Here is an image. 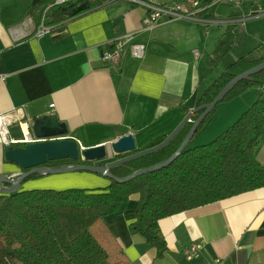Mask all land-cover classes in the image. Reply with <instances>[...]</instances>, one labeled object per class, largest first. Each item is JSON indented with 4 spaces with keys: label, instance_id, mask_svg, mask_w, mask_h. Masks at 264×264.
I'll return each instance as SVG.
<instances>
[{
    "label": "crops",
    "instance_id": "1",
    "mask_svg": "<svg viewBox=\"0 0 264 264\" xmlns=\"http://www.w3.org/2000/svg\"><path fill=\"white\" fill-rule=\"evenodd\" d=\"M41 1L0 0V115H14L17 121L8 127L4 138L9 140L21 138L10 136L15 124L19 129L25 122L30 126L35 117L51 113L83 147L131 132L136 147L144 149L152 139L178 126L194 108V99L228 64L249 52L255 56L253 50H230L226 61L209 63L224 29L242 32L241 18L254 16L243 14V0L232 2L235 10L222 17L211 7L227 1L211 5L206 13L203 8L195 10L200 16L209 14L217 19L216 26L223 27L212 34L214 25L188 17L145 29L144 7L133 0H103L38 33L39 12L28 10ZM231 14L238 16L231 18ZM257 16L264 17V10ZM133 44L143 45L142 57L131 55ZM260 44L261 53L255 57L264 55V39ZM116 47L120 50L117 62H105L103 54ZM260 92H264V79L225 101L219 115L215 109L190 142L198 145L218 135ZM4 143L0 137V175L13 176L21 170L4 160ZM254 157L264 165V134L254 147ZM114 159L117 156L108 161ZM108 182L105 176L78 171L26 178L18 189L38 185L56 190L97 189ZM136 199L137 195L130 196L118 212L105 216L132 264H215L216 259L222 264H264V186L161 218L158 223L167 249L160 258L143 236L129 229L135 220ZM191 244L201 248L189 260L183 248Z\"/></svg>",
    "mask_w": 264,
    "mask_h": 264
},
{
    "label": "trees",
    "instance_id": "2",
    "mask_svg": "<svg viewBox=\"0 0 264 264\" xmlns=\"http://www.w3.org/2000/svg\"><path fill=\"white\" fill-rule=\"evenodd\" d=\"M55 1L43 0L31 6L28 12L32 14L37 9V19L44 17L43 23L50 25L72 17L68 15L71 3L84 0ZM88 2L91 9L103 0ZM208 11L204 9L202 13ZM236 16L231 14V18ZM240 32L225 29L209 59L211 66L231 50L233 38ZM263 60L264 55L255 57L252 52L238 57L194 99V108L211 102L233 77ZM263 79L264 69L243 78L220 102L260 85ZM218 104L200 122L194 135L203 129ZM180 109L187 111L183 106ZM201 112L194 113L191 121L163 147L113 166L110 173L123 178L166 160ZM168 134L152 139L144 149L159 145ZM263 134L264 92H260L215 138L192 147L189 140L169 164L154 171L123 182L109 179L106 186L97 189H18L0 193V264H132L105 221V216L118 212L131 195H137V199L135 220L129 229L143 236L155 249L156 258H160L167 249L158 223L161 218L264 186V165L254 157V147ZM128 154L131 153L117 155V159ZM74 163L76 161L70 159H59L48 161L47 165ZM38 176L33 174L28 178Z\"/></svg>",
    "mask_w": 264,
    "mask_h": 264
},
{
    "label": "water",
    "instance_id": "3",
    "mask_svg": "<svg viewBox=\"0 0 264 264\" xmlns=\"http://www.w3.org/2000/svg\"><path fill=\"white\" fill-rule=\"evenodd\" d=\"M70 7L71 9L68 11V15L74 16L89 9L90 4L87 0H84L76 5L71 4ZM263 69L264 60L242 73L237 74L223 86L211 102L201 104L193 108L159 145L147 149L140 150L136 147L134 137L131 132L121 133L103 144L83 147L76 140L68 136L69 131L66 124L60 121L57 116L49 113L35 117L30 125V128L33 135L38 139L37 141L24 145H18L16 147H13L12 143H4L3 145L4 160L17 165L21 171L16 175H13L15 177L0 175V193L15 192L18 190L20 184L33 174L43 176L81 171L98 174L118 182H123L138 175L159 169L169 164L183 150L196 132L200 122L226 96V94L237 82ZM201 110L202 112L193 121L191 128L178 148L166 160L158 164L135 170L123 178L115 177L110 173L109 170L113 166L154 152L163 147L171 138H173V136L186 122L191 121V116L194 113ZM127 153L132 154L108 161L117 155ZM59 159H70L72 161H76V163L61 166L47 165L48 161ZM83 161L87 163H82ZM2 183L10 184L11 187L3 188L1 187Z\"/></svg>",
    "mask_w": 264,
    "mask_h": 264
},
{
    "label": "built area",
    "instance_id": "4",
    "mask_svg": "<svg viewBox=\"0 0 264 264\" xmlns=\"http://www.w3.org/2000/svg\"><path fill=\"white\" fill-rule=\"evenodd\" d=\"M66 0H57L56 3H61ZM138 2L144 7V16L142 18V24L145 29H152L156 25H158L161 21H171L180 17H188L198 22L209 25L211 23H218L217 19L213 17H204L197 14L195 10H197L200 6L204 9H209V7L215 3H221L223 1L227 2H235L236 0H173L168 3H156L148 0H133ZM201 8V9H202ZM190 10V11H189ZM199 10V9H198ZM244 18H241V22L244 24ZM222 22V21H220ZM219 22V23H220ZM48 26H45L41 23V26L38 28L37 32L42 33L48 30ZM131 55L134 57H142L143 55V45L142 44H133L130 47ZM194 53H197V49L194 50ZM120 50L118 47L107 51L103 54L102 59L105 62L115 63L119 59ZM11 114H3L0 115V137L5 143L12 144H27L38 139L33 135L30 126L25 122L26 130L22 128L21 130V138L20 139H7L4 138L8 134V127L11 125ZM199 244H191L183 248V254L185 258L192 259L199 254L200 250ZM215 264H222L218 259L215 260Z\"/></svg>",
    "mask_w": 264,
    "mask_h": 264
},
{
    "label": "rangeland",
    "instance_id": "5",
    "mask_svg": "<svg viewBox=\"0 0 264 264\" xmlns=\"http://www.w3.org/2000/svg\"><path fill=\"white\" fill-rule=\"evenodd\" d=\"M166 1H169V0H153V2H156V3H162V2H166ZM233 6H234V4L232 2H228V3L224 2V4H220V5L218 4V5L213 6L211 8L215 11V13L217 14V17L218 16L222 17V16H224L225 13H227V12H229L231 10L232 11L235 10V8H233ZM201 8H202V6H200L198 9H201ZM241 8H242V11H243L244 15H254V16H252V17L248 18L247 20H245L244 24L241 22L243 24L242 26H240V29L242 30V32L237 33L234 36V38H233L234 46L231 48V50L232 51H234V50L235 51H239V50H243V49H245L246 51L247 50H253L254 54L256 56V55L261 53V51H260L261 50L260 40L264 39V17L263 16H257L256 17V14H260L264 10V0H243L242 3H241ZM42 15H43V13H42ZM260 17H263V18H260ZM43 18L44 17H40V21L39 22H41L43 25H45L43 23ZM242 18H245V17H242ZM211 25H214L212 30H211V34L213 32V29H215L216 31L223 30V27L221 25H220V27L216 26L217 25L216 23H211ZM45 26H48V25H45ZM229 57H230V52H227L221 59H224L222 61H226ZM235 97H233V98H235ZM223 103H225V101L224 102H220L218 104V106L215 108L216 111H218L217 115H219L220 114L219 113L220 110L223 109V107H224L223 105H225ZM24 128L26 130V125L25 124H24ZM10 136H14L15 138H20L22 136L21 135V131H20L19 127L17 126V124H15L12 128H10ZM216 136L217 135H214V137H211V138L213 139ZM212 139H209L208 141H205V142H209ZM12 145H17L18 146V145H21V144L18 143V144H12ZM195 145H196V143L194 142V140H192L190 142L189 146L192 147V146H195ZM132 153H134V152H132ZM128 155H130V154H128ZM33 182L39 184L37 180H33ZM20 189H23V187L20 188ZM26 189H52V188H49V187H47L45 185H38V186H33V187H26ZM57 190H59V189H57Z\"/></svg>",
    "mask_w": 264,
    "mask_h": 264
},
{
    "label": "flooded vegetation",
    "instance_id": "6",
    "mask_svg": "<svg viewBox=\"0 0 264 264\" xmlns=\"http://www.w3.org/2000/svg\"><path fill=\"white\" fill-rule=\"evenodd\" d=\"M71 4H73V3H71ZM77 4V3H76ZM76 4H73V5H76ZM71 9V7L69 8V10ZM11 124L12 123H14V122H17V121H15L16 120V117L14 116V115H12V117H11Z\"/></svg>",
    "mask_w": 264,
    "mask_h": 264
},
{
    "label": "bare ground",
    "instance_id": "7",
    "mask_svg": "<svg viewBox=\"0 0 264 264\" xmlns=\"http://www.w3.org/2000/svg\"><path fill=\"white\" fill-rule=\"evenodd\" d=\"M22 127H23V129L25 130L24 125H23Z\"/></svg>",
    "mask_w": 264,
    "mask_h": 264
}]
</instances>
